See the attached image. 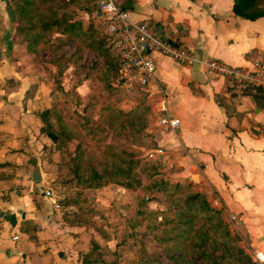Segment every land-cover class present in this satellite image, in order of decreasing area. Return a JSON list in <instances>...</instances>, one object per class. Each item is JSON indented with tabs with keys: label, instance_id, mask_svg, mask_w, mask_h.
Instances as JSON below:
<instances>
[{
	"label": "crops",
	"instance_id": "0c3cea01",
	"mask_svg": "<svg viewBox=\"0 0 264 264\" xmlns=\"http://www.w3.org/2000/svg\"><path fill=\"white\" fill-rule=\"evenodd\" d=\"M58 1L61 8L55 14L64 22L51 31L36 29L34 33H24V53L19 58L11 54L15 58L11 57L10 63L5 61V78L9 80L0 87V210L22 209L24 216L16 212L18 219L13 226L0 217V264H101L85 261L92 237L98 242L101 239L86 218L91 209L96 211L94 218L109 214L105 210L112 207L111 202L121 207L125 215L126 201H113V193L109 192L115 184L96 186V196L79 208L78 203L64 202L60 195L43 194V182L36 183L31 174L36 165L41 176L46 173L45 180L52 173L54 177L69 173L56 185L63 189L82 178L94 161L83 164L82 152L90 149L89 144L99 142L100 134L88 135L83 129L85 135L80 137L72 123L78 119L75 110L89 114L92 109L104 108L133 116L145 111L142 124L149 132L146 142L131 145L135 151L143 150L147 161L158 164L152 179L162 176L171 182L186 183L204 193L208 201L218 196L228 211L236 213L240 234L264 256V86L237 77L213 75L201 61L187 64L154 52L157 82L128 92L117 80L109 86L122 95L115 105L105 107V103H99L94 107L93 103H83L96 97L97 77L106 87L107 79L117 78V69L112 68L103 48L97 0ZM118 1L131 18L146 20L158 31V25H162L169 41L198 58L216 57L229 65L248 68L256 61L264 62V16L248 19L236 14L234 0ZM48 33L56 43L65 41L75 47L63 64L66 67L61 76L69 79H64L65 90L72 89L81 103L68 97L56 106L50 100L49 94L56 91L54 84L48 80L40 56L34 58L31 54ZM48 67L54 71L57 68L52 64ZM157 84L166 93L165 111L179 119L176 129H165L160 124ZM47 108L58 114L57 118L49 117L53 129L58 131L55 140L40 129L41 112ZM111 138H101L100 147L107 149L105 144L114 142ZM157 147L164 148V153L149 157L148 152ZM122 186L117 188L121 190L125 187ZM72 210H77L79 220L70 222L64 217L65 212ZM125 216L118 219L123 223L115 226L114 232L118 230L120 234ZM133 218L134 215L129 217L132 221ZM148 234L140 231L136 248ZM119 239L129 246L126 236ZM105 246L110 248L112 244Z\"/></svg>",
	"mask_w": 264,
	"mask_h": 264
},
{
	"label": "rangeland",
	"instance_id": "374dc122",
	"mask_svg": "<svg viewBox=\"0 0 264 264\" xmlns=\"http://www.w3.org/2000/svg\"><path fill=\"white\" fill-rule=\"evenodd\" d=\"M60 3L58 0L52 2L50 0H28V2L27 0H8L7 3L0 0V65H2L0 87L7 83L5 75L8 73V68L5 64L10 63L11 57H14L10 55L15 54L16 58H19L24 53L22 50L25 41L24 29L33 23L46 19V14L50 10L57 11L61 8ZM6 5L12 8L13 17L7 13ZM46 35L39 46L32 48L31 54L34 55V58L40 56L39 59L42 61L45 74L49 78L48 80L54 84L56 91L54 94H49L51 102L58 106L62 103V99L70 97L72 101L81 103L82 101L73 95L72 89L65 90L64 79L68 81L69 79L64 75L61 76L65 71L64 67H66L63 64L69 59L71 50L75 49L74 45H68L65 41L56 43L51 33ZM80 50L81 48L78 47L77 51L80 52ZM91 61L96 63L93 57ZM45 62L56 65V71L48 67ZM113 77V80L107 79L106 87L104 83L102 85V81L99 80L100 77H97L96 97L87 98L83 100V103H93L94 107L99 103H105L104 106L106 107L119 102L122 98L120 91L109 89V86H113L112 82L113 84L117 82L116 76ZM47 96L45 95L46 99H48ZM140 111L142 115L134 114L133 116L131 113L126 114L105 108L99 111L92 109L89 114H82L81 109L75 110L78 119L76 122H72L75 123V126H72L80 137L85 135L83 129L88 135L100 134L99 142L93 146L89 144L90 149H84L82 152L83 164L85 162L91 163V159L94 161L84 171L82 178H76L78 181L75 179L77 183L73 179L74 182H71L64 189L57 188L56 185L65 177H69V173H62L56 177L52 173L50 176L48 175L46 180L45 173L40 180L43 182V194L60 195L64 202L78 203L79 208L81 205L87 204L91 196H96L98 192L95 189L96 186L101 187L104 184H115L109 191L113 193V195L111 194L113 201L118 199L126 201L128 206H125L124 214L127 216L122 215L121 207H116L114 202H111V208L105 210L109 213H106L108 216L102 211L105 215L101 214L102 218H94L96 211L91 209L90 215L86 218V223L91 224L97 234L101 235V239H98L99 243L92 237L89 251L84 254L85 261H90L89 263L101 261V264H209L211 261L218 264H237L232 254L223 248L227 244L230 247L240 245L254 264H264L253 259L246 251L240 243V235L225 223L222 212L219 214V218H208V214L204 216L199 208L189 206L183 201L185 196L182 195L180 189L150 187V182L154 179L152 176L156 173L154 171L155 169L157 171L158 164L147 161L143 150L135 151L131 145L132 143L141 145L146 142V135L149 134L144 128L145 125L142 124L146 112ZM106 136L112 137L111 140L114 142L105 144L107 149H103L100 147L101 138ZM132 137L134 138L132 139ZM136 153H141L139 158H134ZM104 159L107 161L101 162ZM128 164L129 168H127ZM86 175L88 176L87 179L84 178ZM160 178L163 177L160 176ZM118 185L125 186H122L125 190L117 188ZM189 189L198 192L191 186ZM106 193L108 192H103V196ZM211 210L209 213H212ZM76 215H79L77 210L64 213V217L70 222L76 218L79 220ZM133 215L134 220L132 221L129 217ZM122 216H125L124 226L119 234L118 230L114 232V229L115 226L123 223L118 222ZM130 229L137 231V233L132 235ZM140 231L149 234L141 246L136 248L137 240H140ZM117 234L118 237L116 238ZM124 236L129 239V246H124L125 241L120 242L119 238ZM106 241L111 242L110 248L105 246L106 243H109Z\"/></svg>",
	"mask_w": 264,
	"mask_h": 264
},
{
	"label": "built area",
	"instance_id": "2783aa9c",
	"mask_svg": "<svg viewBox=\"0 0 264 264\" xmlns=\"http://www.w3.org/2000/svg\"><path fill=\"white\" fill-rule=\"evenodd\" d=\"M96 5L100 13L98 27L118 59L117 80L128 92L144 89L149 83L157 82L154 52L187 64L201 61L213 75L237 77L264 86V62L256 61L248 68L229 65L216 57L198 58L184 47L163 39L157 28L148 21L131 18L130 12L122 8L118 0H97ZM156 94L159 97L157 110L162 111L160 124L165 129H176L179 119L165 111L164 87L158 85ZM162 153L164 148L157 147L150 150L148 156L155 158ZM209 202L222 212L225 223L240 235V243L252 258L264 263V256L238 231L236 213L228 211L218 196H212Z\"/></svg>",
	"mask_w": 264,
	"mask_h": 264
},
{
	"label": "trees",
	"instance_id": "16d2710c",
	"mask_svg": "<svg viewBox=\"0 0 264 264\" xmlns=\"http://www.w3.org/2000/svg\"><path fill=\"white\" fill-rule=\"evenodd\" d=\"M28 2V0H27ZM122 8L126 9L124 6L121 5ZM233 11L245 18L248 19H255L260 16H264V0H234L233 3ZM31 14V13H30ZM14 16V13L12 14V17ZM61 19V20H60ZM56 17L55 11L50 10L46 14V19H43L42 21L36 22L33 25H29V27H26L24 29V33L29 31H34L36 29H40L42 31L45 30H54L56 27L55 25H59L63 23V18ZM37 36V34H34L33 37ZM105 41V47L104 50L108 54L110 63L112 68L118 67V59L113 51V49L107 45L105 37L103 38ZM9 79H7L8 81ZM54 116L58 117L57 112L52 108L44 109L41 112V119H42V126L41 131L48 135L50 138L55 140L58 136V131L53 129L51 123L49 122V117ZM154 162V161H153ZM129 168V164L127 166ZM156 172V169L155 171ZM158 186L160 188L166 189L169 187H173L174 189H180V192L182 195L185 196L184 202L188 204L189 206L199 208L203 213L204 216L208 218L217 217L219 218V214H221V211L209 204V201L207 200V197L202 192H195L189 189V185L186 183H180V182H171L168 179L165 178H156L153 179L152 182H150V187ZM184 203V204H185ZM183 204V202H182ZM212 209V210H211ZM209 210L212 211V213H209ZM205 218V219H208ZM229 254H232V256L235 258V261L237 264H254V262L251 260L249 255H247L244 250L240 247V245H234L229 246L227 244L223 247ZM209 264H218L215 261H211Z\"/></svg>",
	"mask_w": 264,
	"mask_h": 264
},
{
	"label": "water",
	"instance_id": "95a60500",
	"mask_svg": "<svg viewBox=\"0 0 264 264\" xmlns=\"http://www.w3.org/2000/svg\"><path fill=\"white\" fill-rule=\"evenodd\" d=\"M4 1L6 3L8 2V0H4ZM6 11L10 15L13 14L12 8L9 5H6ZM158 27H159V31L161 32L162 38L163 39H167L169 41L167 35L164 33V29H163L162 25L159 24ZM31 176H32V179L36 183H38L41 180L42 176H41V173H40L39 166L36 165L34 167V169L32 170ZM37 189L39 191V190H41V187H37ZM16 212L21 213V216H24V213H23L22 209H17V211H4V210H0V217L8 220V222L13 226V225L16 224L17 219H18L17 218V215H16ZM135 233H137V231H133L132 232V235H134Z\"/></svg>",
	"mask_w": 264,
	"mask_h": 264
}]
</instances>
